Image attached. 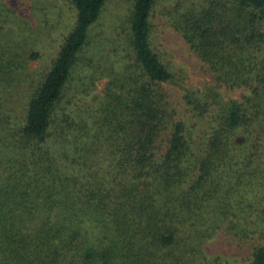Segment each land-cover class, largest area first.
<instances>
[{
    "label": "trees",
    "instance_id": "16d2710c",
    "mask_svg": "<svg viewBox=\"0 0 264 264\" xmlns=\"http://www.w3.org/2000/svg\"><path fill=\"white\" fill-rule=\"evenodd\" d=\"M106 1L0 0V264H240L223 234L264 264L232 206L264 166V0L162 11L204 82L157 49L158 0L92 41Z\"/></svg>",
    "mask_w": 264,
    "mask_h": 264
},
{
    "label": "rangeland",
    "instance_id": "374dc122",
    "mask_svg": "<svg viewBox=\"0 0 264 264\" xmlns=\"http://www.w3.org/2000/svg\"><path fill=\"white\" fill-rule=\"evenodd\" d=\"M175 1L158 0L157 2L156 16L153 19V34L155 40L158 42L157 49L165 59L173 60L178 67H183L192 73L196 80L204 82L210 77V74L206 72V66L190 50L181 33L170 25L168 19L162 15V11L174 5ZM131 3V0H107L98 22L92 29V41L105 40L110 42V39L115 38L118 32L121 36L123 29L128 27L127 17L130 14ZM38 42H41L40 37ZM108 44L103 47H106L107 51L110 52L114 45ZM100 48L102 47H99V50ZM43 50L45 54L42 60L47 59L50 55L48 47H44ZM39 64L36 65V68L39 67ZM245 89L243 87L230 90V96L240 97ZM239 140L243 142L247 141V138L242 136ZM260 168L257 169L255 166L249 170L246 168L248 171H244L243 175V178H246L245 181L242 182L241 180L238 190L232 194V206L235 212L242 214L253 210L255 216L251 220L253 226L249 224L248 226L264 230V166ZM263 233L262 231L254 239L264 242ZM211 248L213 251L224 254L234 262L240 264L248 263L252 252L249 242H244L241 238H234L231 235L227 236L224 234L212 244Z\"/></svg>",
    "mask_w": 264,
    "mask_h": 264
}]
</instances>
